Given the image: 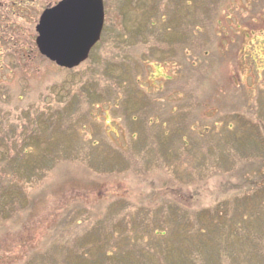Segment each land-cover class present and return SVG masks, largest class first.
I'll return each instance as SVG.
<instances>
[{"label":"rangeland","instance_id":"1","mask_svg":"<svg viewBox=\"0 0 264 264\" xmlns=\"http://www.w3.org/2000/svg\"><path fill=\"white\" fill-rule=\"evenodd\" d=\"M58 1L0 0V264H264V0H103L73 70Z\"/></svg>","mask_w":264,"mask_h":264},{"label":"water","instance_id":"2","mask_svg":"<svg viewBox=\"0 0 264 264\" xmlns=\"http://www.w3.org/2000/svg\"><path fill=\"white\" fill-rule=\"evenodd\" d=\"M103 21L102 0H60L39 17L37 48L57 66L76 67L99 41Z\"/></svg>","mask_w":264,"mask_h":264},{"label":"trees","instance_id":"3","mask_svg":"<svg viewBox=\"0 0 264 264\" xmlns=\"http://www.w3.org/2000/svg\"><path fill=\"white\" fill-rule=\"evenodd\" d=\"M123 33H124V27H123ZM137 41H138V37H137V39H136ZM236 200H237V198H233L232 199V202L234 203V202H236ZM221 206H223V205H221ZM241 220V219H240ZM244 220H242L241 222H243ZM222 225H224L223 224V221L221 222V226ZM247 224H245V226H246ZM201 232L203 233L204 232V230H201ZM162 233V232H161ZM229 234H230V231L228 232ZM238 233H241L242 234V236H243V238L245 239V240H248L247 239V237H249V235L246 233V231H245V228H243V229H241L240 231H238ZM224 240L226 241L227 240V238H224ZM210 250H205V253H203V260H201V259H198V260H200L201 262H203L204 264H213V256H211L210 255ZM220 254H221V252H220ZM109 256V255H108ZM217 258V260H218V257H216ZM219 258H221V257H219ZM183 259V258H182ZM185 260V259H184ZM191 263H193V264H198V261L197 260H195L194 258L193 259H191V261H190ZM190 262H188V261H184L183 262V260L181 261V264H191ZM89 264V263H88Z\"/></svg>","mask_w":264,"mask_h":264}]
</instances>
